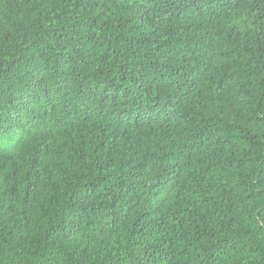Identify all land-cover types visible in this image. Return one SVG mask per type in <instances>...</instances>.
I'll use <instances>...</instances> for the list:
<instances>
[{"label": "trees", "instance_id": "16d2710c", "mask_svg": "<svg viewBox=\"0 0 264 264\" xmlns=\"http://www.w3.org/2000/svg\"><path fill=\"white\" fill-rule=\"evenodd\" d=\"M0 264H264V0H0Z\"/></svg>", "mask_w": 264, "mask_h": 264}]
</instances>
